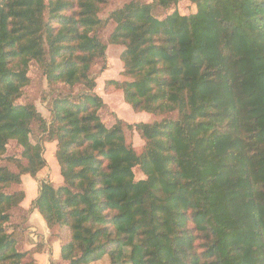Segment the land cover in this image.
Segmentation results:
<instances>
[{"label":"trees","instance_id":"1","mask_svg":"<svg viewBox=\"0 0 264 264\" xmlns=\"http://www.w3.org/2000/svg\"><path fill=\"white\" fill-rule=\"evenodd\" d=\"M179 1L129 3L109 17V41L125 47L123 74L133 79L113 82L125 102L177 114L126 125L146 142L137 154L120 120L102 123L88 74L105 57L93 34L107 0H0V264L26 257L6 230L24 194L6 191L45 166L29 141L34 123L57 142L64 185L42 183L31 209L48 228L68 229L67 264H264V0H191L192 15L153 17ZM30 62L50 85L88 90L57 101L48 126L16 103ZM12 141L27 161L18 174L1 165Z\"/></svg>","mask_w":264,"mask_h":264},{"label":"rangeland","instance_id":"2","mask_svg":"<svg viewBox=\"0 0 264 264\" xmlns=\"http://www.w3.org/2000/svg\"><path fill=\"white\" fill-rule=\"evenodd\" d=\"M129 3H138L141 5H150L153 0H107L97 14L98 19L101 20L102 25L93 34L95 37L105 45V57L104 59H96L90 66L88 74L94 79L95 88L92 93L101 98L103 106L99 109L98 115L102 123L107 127H111L117 120H120L124 124L125 139L127 144L134 150L135 153L140 154L144 150L146 145L145 140L135 130V128L127 130L126 125L136 124H153L164 120H175L176 113H149L145 111H136L132 106L125 102L122 90L114 83L122 84L131 82L133 79L130 76L123 74V63L121 61V54L125 50V47L121 44H112L109 38L116 28V23L110 19V15L122 9ZM176 11L181 16L192 15L196 12V6L191 0H180L175 6L170 8H162L155 6L152 9V15L157 20H163L165 17ZM48 15L45 14V18ZM27 77L29 83L22 89V96L16 101L19 105L31 104L35 110L48 126L52 119V108L56 105L57 101L66 99L71 100L73 103L80 99L83 94L87 93V89L80 85L70 87L61 82L55 84H48L45 75L43 74L42 67L36 62H30L28 67ZM29 141L31 144L39 143L41 145V155L45 161V166L36 172L31 177L29 174H22L20 176L19 184H12L6 191L9 194L23 192L24 199L21 203L12 211V217L10 222L6 225L8 234H11L15 240V250L20 253H25L26 257L22 261V264H36L34 254L42 251L46 239L48 241L58 239L60 242H67L70 239V233L67 228L58 227L57 225L48 228L46 235H41L36 231H32L28 223V217L32 210V203L39 196V186L42 183L49 184L52 188L57 189L64 185V180L60 174V168L56 159L57 142L55 140H49L40 125L34 123L31 126V133L29 135ZM22 148L15 142H9L6 146V152L4 155L5 160L2 162V166L7 167L13 173H20L21 168L26 167L27 161L21 156ZM20 165V166H19ZM44 171V177L41 179L36 177L40 172ZM48 173V174H47ZM135 181L144 180L145 177L139 167L133 169ZM28 176L31 180L36 182L37 189L25 187L27 180H24V186L22 185L21 178ZM30 180V181H31ZM30 194L31 197L35 196V199L30 203V206L25 205L26 196ZM37 211V210H36ZM38 212V211H37ZM42 237V242H39ZM46 247V245H45ZM61 260V259H60ZM62 264L67 262L61 260ZM93 264H109L107 257H104L101 261Z\"/></svg>","mask_w":264,"mask_h":264},{"label":"crops","instance_id":"3","mask_svg":"<svg viewBox=\"0 0 264 264\" xmlns=\"http://www.w3.org/2000/svg\"><path fill=\"white\" fill-rule=\"evenodd\" d=\"M44 176H45L44 171H42L40 172V174H38L36 179L37 178L41 179ZM25 179H30V178L28 176H23L21 178L23 186L25 185L24 184ZM30 180H27V184L25 185V187L27 186L32 189L33 188L35 189L37 187L36 182L33 180L30 181ZM25 196H26L25 205L29 207L30 203L35 199L36 195L31 197L30 194L27 196V193H26ZM28 223L32 231H36L37 233L41 235H46V233H48L49 231L46 228L45 223L43 222V220L41 219L40 215L38 214L36 210H32V212L30 213L28 217ZM39 242H42V237H40ZM34 259L36 260V264H62L60 260V241L58 239H54L50 241L46 239L42 251L34 254Z\"/></svg>","mask_w":264,"mask_h":264}]
</instances>
